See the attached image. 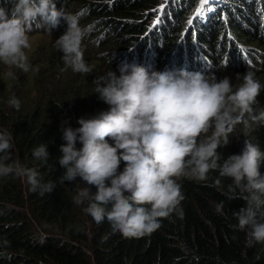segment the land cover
<instances>
[{
  "label": "clouds",
  "instance_id": "1",
  "mask_svg": "<svg viewBox=\"0 0 264 264\" xmlns=\"http://www.w3.org/2000/svg\"><path fill=\"white\" fill-rule=\"evenodd\" d=\"M5 1L11 17L0 8V62L28 73L33 69L26 53L31 47L29 33L43 31L51 35L52 31H66L54 42L62 53V71L69 67L82 74L92 71L84 60L83 41L86 38L98 47L103 33L90 25L82 28L80 13L58 10L57 0ZM176 3L179 14L193 31L215 26L223 29L224 35L218 44L203 42L199 47L193 32L191 52L178 69L150 71L142 65L125 63L120 66L119 75L109 70L96 77L93 91L109 108L78 119L80 126L75 129L65 127L67 121L63 122L64 144L60 146L58 161L64 169L61 179L75 181L71 203L80 209L86 233L107 220L124 237L142 238L160 228L161 218L182 214L184 196L179 178L207 181L211 172H218L220 177L232 181L228 186L231 194L226 197L245 201L246 206L233 213L235 227L247 230L248 246L264 243V175L260 172L264 151L245 139L241 154L230 155L223 163L218 152L230 144L229 137L238 126H264V106L258 101L264 84L250 71L259 72L264 67V46L255 42L264 38V0H160V5L149 12V19H144L148 22L147 39L143 41L148 59L156 55L163 42L158 29L165 18L175 15ZM168 7L174 11H166ZM104 21L95 24L103 25ZM240 68L248 72L243 77L238 75L241 82L235 85L229 77L218 79L211 74ZM7 76L17 79L11 70ZM8 103L17 111L20 109L16 97ZM77 143L82 147L78 149ZM14 148L12 132L0 129V177L16 175V183L25 178L32 191L51 192L54 185L41 184L36 169L12 160ZM32 155L47 161V146L40 144ZM121 162L125 165L123 171H119ZM219 184L217 180L216 185ZM91 185L98 189L93 195ZM22 187L25 190V185ZM224 206L221 201L217 212H222ZM24 213L34 227L37 223L33 211ZM10 226L4 225V229ZM36 232L39 235L26 231L22 243L41 248L45 239L64 240L73 247L67 254L78 255L83 262L94 261L92 252L73 241L72 235L56 236L46 231L48 236L40 237ZM87 238L91 245L92 239ZM7 259L19 261L13 253H8Z\"/></svg>",
  "mask_w": 264,
  "mask_h": 264
},
{
  "label": "trees",
  "instance_id": "2",
  "mask_svg": "<svg viewBox=\"0 0 264 264\" xmlns=\"http://www.w3.org/2000/svg\"><path fill=\"white\" fill-rule=\"evenodd\" d=\"M110 1L57 0L58 10L80 13L79 23L82 28L90 25L93 30L103 33V40L98 46L104 54V57H100L103 59L98 60L96 52L91 61L90 54L84 52V60L89 66L94 62L105 65L107 68L104 73L92 67V71L87 74L74 72L70 67L62 71L65 68L62 53L50 44L45 59L36 64L38 69L28 73L17 70L19 82L12 79L14 84L8 85L9 89H3L0 85V129L13 134L15 148L12 160L18 159L26 168L36 169L41 184L51 182L54 185L51 192L42 193L39 189L32 191L25 178L22 180L24 190L17 185L16 175L0 177V221H3L0 225V264H32V261L33 264H264V243L248 246L247 230L240 231L235 227L237 220L233 213L245 207V201L241 198L229 200L226 197L231 194L228 186L232 181L220 177L218 172H211L207 181L179 178L184 196L180 204L182 214L173 213L168 218H161L160 228L142 238L124 237L119 231H114L107 220L87 234L86 222L82 224V213L79 219L74 217L76 211L80 210L71 203V195L76 190L75 181H62L64 169L58 163L61 155L59 149L64 144L61 126L67 121L65 127L78 128V119L108 110L109 106L94 93L93 80L109 70L119 75V68L125 63L142 65L150 71L178 69L191 52L193 32L199 47L203 42L218 44L219 38L224 35L223 29L215 26L193 31L186 24L187 19L179 14L176 3L175 15L165 18L158 29L164 37L163 42L158 46L156 55L148 59L143 42L147 39L148 31V22L145 20L150 17L149 12L160 5V0H114L111 5ZM92 2L99 5H90ZM88 6L99 11H89ZM0 8L5 9L11 17V9L5 0H0ZM174 9L168 7L166 11ZM101 20H105L103 25L95 24ZM34 33L37 32L29 34ZM63 34L60 31L51 32L55 40ZM83 42H87V39ZM255 42H261L260 45L264 46V38ZM43 67L44 71H41ZM228 70L233 71L211 74L222 79L237 78L238 75L243 77L248 72L242 68ZM250 71L264 84V67L259 72ZM35 72L34 77L24 78ZM42 74L49 75L45 82L40 80ZM77 79L80 85L71 87ZM26 80L33 86V94L24 87ZM82 89H85L84 93L80 92ZM13 96L20 101L18 111L8 103ZM258 101L260 106H264V91ZM245 139L258 144L264 151V126L256 123L247 129L243 125L238 126L236 133L229 137L230 144L218 149L223 157L220 162L223 163L230 155L241 154ZM40 144L47 146V161L38 160L32 155ZM80 147L82 145L77 143V148ZM124 167L121 162L119 171H123ZM260 172L264 175V164ZM217 180L220 181L219 185H216ZM106 183L110 186V182ZM94 191L98 189L91 185L92 195ZM221 201L225 204L224 209L217 212ZM16 207L23 211L16 210ZM24 210L33 211L37 224L49 229L55 228L51 233L58 232V235L65 237L72 235L73 241L81 243L92 252L94 261L83 262L78 255L67 254L69 248L73 247L64 240L45 239L41 248L22 243L29 229L39 235L24 217ZM95 224L98 223L95 221ZM4 225L11 226L4 229ZM87 236L92 239L91 245L88 244ZM8 253H13L19 261L14 263L12 259L8 260Z\"/></svg>",
  "mask_w": 264,
  "mask_h": 264
},
{
  "label": "rangeland",
  "instance_id": "3",
  "mask_svg": "<svg viewBox=\"0 0 264 264\" xmlns=\"http://www.w3.org/2000/svg\"><path fill=\"white\" fill-rule=\"evenodd\" d=\"M90 5H96V3L92 2ZM159 11H161V10L159 9ZM159 14H160V12H159ZM30 33H33V32H30ZM86 34H87V32H85V35ZM54 40H55L54 36H51V35L43 32V31H38L37 33H34V34L31 35V39H30L31 47L26 50V53L28 55L29 62L33 66V69H38V68H36L37 67L36 64H38L39 62H41V61H43L45 59L48 46L50 44L54 45ZM82 47H83L85 53L90 54L89 59H92V56L94 54H96V52H98V53H97V55H95V57L98 60H102L103 59V58H100V57H104L103 53L99 51V48L96 46V44L94 42H91V44H90L89 40H87V42H83ZM94 58L91 61H93ZM104 66L105 65L102 66V65H100L97 62H94V63H92L90 65V67H92L93 69H95L96 71L101 72V73H104L105 69L107 68L106 66L105 67ZM10 70L16 76L17 73H18L17 70H19V69H16L14 67L10 68L9 66H7V65L3 64L2 62H0V85H2L3 89H9L8 85L14 84V80H12V78L7 76V72L10 71ZM41 71H44V67L41 68ZM36 72L32 73L33 75L31 74V75H28V76H24V78L34 77L35 76L34 74H36ZM37 77H40V76H37ZM48 78H49L48 74H42V76L40 77V80L42 82H45ZM229 78L231 79V81H232V83L234 85L240 83L237 80V78H235V77H229ZM19 79L20 78L17 79L16 83L20 81ZM79 85H80V81H79V79H77V80H75L73 82L71 87H77ZM24 87L28 88L32 94L34 93L33 86L30 85V82H28L27 80L24 83ZM84 91H85V89H82L80 92L84 93ZM17 185L19 186L20 189L22 188V186H24V182L22 181V178L17 180ZM79 186H80V183H79ZM86 188H90V186H87ZM80 213H81V211L77 210L75 215H74V217L79 219L80 218ZM34 229L40 233V237L48 236L46 234L47 232L51 233V232H53L55 230V228H50L49 229L48 227L41 226L39 224H35L34 225ZM45 230H47V232ZM89 232H90V230L88 229L87 233H89ZM57 233L58 232H56V236H57Z\"/></svg>",
  "mask_w": 264,
  "mask_h": 264
},
{
  "label": "snow or ice",
  "instance_id": "4",
  "mask_svg": "<svg viewBox=\"0 0 264 264\" xmlns=\"http://www.w3.org/2000/svg\"><path fill=\"white\" fill-rule=\"evenodd\" d=\"M204 2H205V3H207V2H208V0H204Z\"/></svg>",
  "mask_w": 264,
  "mask_h": 264
}]
</instances>
